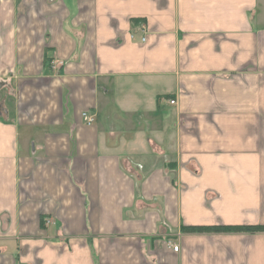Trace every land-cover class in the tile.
I'll return each instance as SVG.
<instances>
[{
    "label": "crops",
    "instance_id": "obj_1",
    "mask_svg": "<svg viewBox=\"0 0 264 264\" xmlns=\"http://www.w3.org/2000/svg\"><path fill=\"white\" fill-rule=\"evenodd\" d=\"M216 225H264V0H0V264H264Z\"/></svg>",
    "mask_w": 264,
    "mask_h": 264
},
{
    "label": "trees",
    "instance_id": "obj_2",
    "mask_svg": "<svg viewBox=\"0 0 264 264\" xmlns=\"http://www.w3.org/2000/svg\"><path fill=\"white\" fill-rule=\"evenodd\" d=\"M182 231L186 234L264 233V225L183 226Z\"/></svg>",
    "mask_w": 264,
    "mask_h": 264
},
{
    "label": "built area",
    "instance_id": "obj_3",
    "mask_svg": "<svg viewBox=\"0 0 264 264\" xmlns=\"http://www.w3.org/2000/svg\"><path fill=\"white\" fill-rule=\"evenodd\" d=\"M140 29H141V32H142V42H146L147 41V32H148V25L147 23L145 22H141L140 23ZM60 65H62V63H60ZM176 102L175 101H171V104H175ZM82 118L85 122L86 125L88 126H92L95 124L96 122V117L95 115L91 114L90 112H83L82 113ZM170 247L175 251V252H179L180 250V246L179 245H176L174 243H171L170 244Z\"/></svg>",
    "mask_w": 264,
    "mask_h": 264
},
{
    "label": "rangeland",
    "instance_id": "obj_4",
    "mask_svg": "<svg viewBox=\"0 0 264 264\" xmlns=\"http://www.w3.org/2000/svg\"><path fill=\"white\" fill-rule=\"evenodd\" d=\"M170 244H171V243H169V247H170ZM174 244H175V243H174ZM176 245H177V244H176ZM170 248H171V247H170Z\"/></svg>",
    "mask_w": 264,
    "mask_h": 264
}]
</instances>
